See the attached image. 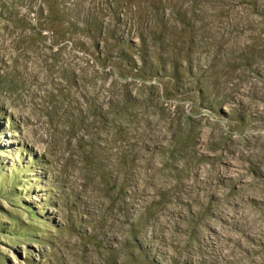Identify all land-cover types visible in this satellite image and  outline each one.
I'll return each mask as SVG.
<instances>
[{"label":"rangeland","instance_id":"1","mask_svg":"<svg viewBox=\"0 0 264 264\" xmlns=\"http://www.w3.org/2000/svg\"><path fill=\"white\" fill-rule=\"evenodd\" d=\"M0 264H264V0H0Z\"/></svg>","mask_w":264,"mask_h":264},{"label":"bare ground","instance_id":"2","mask_svg":"<svg viewBox=\"0 0 264 264\" xmlns=\"http://www.w3.org/2000/svg\"><path fill=\"white\" fill-rule=\"evenodd\" d=\"M14 262H17L16 260H14Z\"/></svg>","mask_w":264,"mask_h":264}]
</instances>
